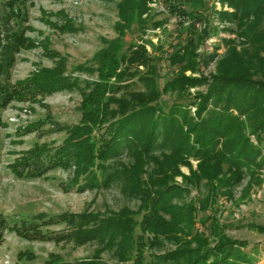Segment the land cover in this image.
Returning <instances> with one entry per match:
<instances>
[{
  "label": "trees",
  "instance_id": "obj_1",
  "mask_svg": "<svg viewBox=\"0 0 264 264\" xmlns=\"http://www.w3.org/2000/svg\"><path fill=\"white\" fill-rule=\"evenodd\" d=\"M27 1L4 2L9 13L2 16L0 21V111L14 101H36L37 97L44 98L55 92L73 91L76 88L80 90L78 79L65 75L64 58L59 59L54 67L38 69L13 85L7 82L15 56L20 50L41 46L47 57L55 58L58 55L49 50L48 42L36 43L22 31L4 26V20L8 21L7 15L22 20L21 12L15 6ZM241 1L240 20L247 19L250 15L254 17L253 21L246 24L242 35L248 40H255L264 51V33L259 28L264 19V0ZM229 4L234 6L237 1L233 0ZM119 10L123 22L118 26L119 30L131 23L134 14L144 13L141 0H123ZM56 15L65 20L63 25L54 24L57 30L61 33L76 32L67 16L62 12ZM244 23L240 21L239 26ZM189 34L190 32L184 34L177 41L178 47L168 57L171 66H179L175 77L162 81L163 76L158 74L157 69H151L146 77L147 83H142L145 92L130 94L133 95L131 101H118L113 97L127 91L129 84H122L125 82L124 77H135L126 72L134 65V59L143 64H147V61L135 50L131 52L132 57L118 54L117 47L112 42L111 47L102 52L98 81L88 84L89 92L80 91L83 96L80 124L74 127H57V130L67 133L59 146L35 144L8 165L15 178L28 180L41 178L54 169L73 168L70 183L80 193L106 190L117 181L125 183L128 180L132 185V194L141 199L139 211L134 213L125 208L108 216L84 211L78 214L63 213L51 218L39 214L31 220L12 223L0 216L1 229L28 241L54 240L55 243L71 242L75 246L95 244L97 249L92 259L80 264L102 263L99 257L103 252L116 257V264H167L177 261L178 264H252L257 261L258 244L251 245L247 240H230L221 236L214 246H209L206 240L199 238L197 249L190 250L187 247L164 256L153 255V260L151 258L148 262L145 249L149 244L145 242L143 234H136V228L140 225L144 226V233L154 235L165 233L173 236V233L181 232L161 216L172 210L169 204L174 197L179 196L182 188L174 183L173 178L157 180L156 174L152 172L143 179L147 160L155 163L157 155L163 156L169 151V168L171 165L176 168L178 164H186V159L194 158L199 161L200 175L197 176V181L204 178L210 183L212 177L217 178L215 175L218 172H229L231 178H218L220 186L228 188L240 182L245 170L252 175L256 170L264 168V81L251 78L261 71L253 66H260L262 63L255 61L256 55L246 57L231 48L219 60L217 74L211 76L207 93L197 92L189 96L190 88L207 84V78L203 76L190 78L184 75L187 70L195 71L197 66L194 52L189 44H184L185 40L191 41ZM124 64L128 65L126 70L117 74L116 71ZM112 78H115L114 82L111 81ZM166 95H175L176 99L167 110H163L159 101ZM116 104L118 109L114 110L111 106ZM191 107L196 108V118L190 115ZM0 125H4L1 118ZM248 125L250 127L246 132ZM41 126L40 123L31 124L21 132L27 134L40 130ZM251 135L255 137L257 144L252 143ZM124 151L135 158V162L129 168L123 167L124 170L120 172L108 163ZM184 179L187 184L194 181V177ZM141 213L142 220L138 224L135 218ZM172 213L173 220H178L179 210L174 209ZM61 224L65 225L66 230L50 236L40 229ZM249 227L264 234V226ZM212 229L213 235L219 233L218 226ZM2 238L3 231L0 232V242ZM44 264L68 263L49 260Z\"/></svg>",
  "mask_w": 264,
  "mask_h": 264
},
{
  "label": "rangeland",
  "instance_id": "obj_2",
  "mask_svg": "<svg viewBox=\"0 0 264 264\" xmlns=\"http://www.w3.org/2000/svg\"><path fill=\"white\" fill-rule=\"evenodd\" d=\"M231 1L141 0L144 13L134 14L131 23L120 30L118 26L123 22L119 8L123 0H28L23 5L15 6L20 10L22 20L7 15L8 21L4 20V26L22 31L36 43L48 42L49 50L58 55L55 58L47 57L41 46L20 50L15 56L7 82L13 85L38 69L54 67L59 59L64 58L65 75L78 79L80 90L76 88L73 91L55 92L44 98L37 97L36 101H14L0 111L1 121L5 125H0V216L12 223L31 220L39 214L51 218L63 213L88 211L108 216L125 208L137 213L142 202L132 194V185L128 180L125 183L117 181L106 190L80 193L70 183L73 168L54 169L41 178L28 180L15 178L8 165L35 144L59 146L67 133L57 130V127L80 124V105L83 100L80 91L89 92L88 84L98 81L102 52L107 51L112 42L118 54L132 57L131 52L135 50L147 61V64H143L134 59V65L126 72L135 77L123 78L125 82L122 84H129V87L127 91L114 95L113 98L118 101H131L133 95L130 94L144 93L143 84L147 83L146 77L151 69H157L158 74L163 76L162 81L174 78L179 66H171L168 57L178 47L177 41L189 32L191 41L185 40L184 44H189L194 52L197 66L195 71L187 70L184 75L207 78V84L190 88L189 96L197 92L207 93L211 76L217 74L219 60L231 48L246 57L256 55L255 61L259 60L262 65L253 68L261 71L251 78L264 81V51L255 40H248L242 35V30L254 17L250 15L240 20L241 0H236L234 6L229 4ZM4 2L6 4L7 0H0V21L2 16L9 13ZM60 12L71 20L76 32L61 33L54 27L57 23L64 24V18L56 15ZM240 21L245 22L241 27ZM259 28L264 33V19ZM127 67V64L122 65L116 73L123 72ZM111 81L114 82L115 78ZM175 99V95L163 96L159 101L160 108L167 110ZM111 107L117 110L118 104ZM195 112L196 108L191 107L190 115L196 118ZM36 123L42 124L40 130L27 134L21 132ZM251 141L257 144L252 135ZM166 153L163 156L157 155L155 163L151 160L145 162L142 178L145 179L152 172L156 174L157 180L173 178L174 183L182 188L179 196L174 197L169 204L172 210H179L178 220H173L172 210L161 216L181 232L173 233L175 238H172L165 233H144V226H138L136 234H143L145 242L151 244L145 249L146 260L149 262L153 255L164 256L187 247L190 250L197 249L199 238L206 240L209 246H214L224 236L230 240H247L251 245L258 244L257 261L252 264H264V234L249 227L264 226V168L256 170L252 175L245 170L242 179L234 187H221L218 178H231V173L218 172L215 175L217 178L212 177L210 183L204 178L199 182L196 180L200 175L198 160L188 158L186 164H178L176 168L171 165L169 168L171 159L169 151ZM134 162L135 158L124 151L108 164L122 172L123 167L129 168ZM184 177H194V181L187 184ZM141 217L142 213L135 218L138 224L141 223ZM216 226L219 227V233L213 235L212 228ZM40 229L50 236L65 231L66 227L61 224ZM1 231L0 264H44L49 260L80 264L91 260L97 249L95 244L75 246L71 242L55 243L54 240L28 241L0 228ZM99 258L102 262L100 264H116L117 261L109 252L101 253ZM167 264H178V261Z\"/></svg>",
  "mask_w": 264,
  "mask_h": 264
}]
</instances>
